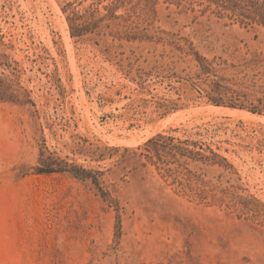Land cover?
Instances as JSON below:
<instances>
[{
    "label": "rangeland",
    "instance_id": "374dc122",
    "mask_svg": "<svg viewBox=\"0 0 264 264\" xmlns=\"http://www.w3.org/2000/svg\"><path fill=\"white\" fill-rule=\"evenodd\" d=\"M208 5L0 0V264H264V121L208 111L264 97V29Z\"/></svg>",
    "mask_w": 264,
    "mask_h": 264
},
{
    "label": "trees",
    "instance_id": "16d2710c",
    "mask_svg": "<svg viewBox=\"0 0 264 264\" xmlns=\"http://www.w3.org/2000/svg\"><path fill=\"white\" fill-rule=\"evenodd\" d=\"M209 3L208 8H215L214 13L220 18H229L246 26H259L264 29V0H205ZM198 60L202 62V58L198 56ZM213 94H209L210 102L219 108L227 107L228 109H240L247 110L252 114H257L264 116V97L257 100L258 104L256 106H245L244 104H239L235 102L227 103L221 96V92L218 88L213 90ZM0 99L18 103V98L6 90L3 80H0ZM226 108V109H227ZM218 157V155L214 154ZM53 168V166H43L37 169L38 174H51L54 172H69L75 178L82 181H92L95 185H99L98 180L92 176L90 171H87L80 167L69 168Z\"/></svg>",
    "mask_w": 264,
    "mask_h": 264
},
{
    "label": "bare ground",
    "instance_id": "6f19581e",
    "mask_svg": "<svg viewBox=\"0 0 264 264\" xmlns=\"http://www.w3.org/2000/svg\"><path fill=\"white\" fill-rule=\"evenodd\" d=\"M65 32V31H64ZM65 36V33L63 34ZM66 40H68V36H66L65 38ZM208 111L212 114H216V115H228V116H234V117H242L245 119H261L264 121V117H257L255 115H252L246 111H240V110H232V109H226V108H219V107H214V106H209L208 107ZM174 118L173 117H168L166 119H163L162 122H171L173 121Z\"/></svg>",
    "mask_w": 264,
    "mask_h": 264
}]
</instances>
